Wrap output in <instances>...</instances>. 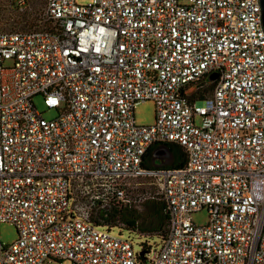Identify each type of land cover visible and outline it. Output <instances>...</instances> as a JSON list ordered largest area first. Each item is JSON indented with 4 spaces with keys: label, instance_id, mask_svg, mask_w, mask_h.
I'll return each mask as SVG.
<instances>
[{
    "label": "built area",
    "instance_id": "built-area-1",
    "mask_svg": "<svg viewBox=\"0 0 264 264\" xmlns=\"http://www.w3.org/2000/svg\"><path fill=\"white\" fill-rule=\"evenodd\" d=\"M42 20L0 32V224L18 234L0 264H264L259 0H45ZM146 101L155 122L138 126ZM160 144L185 164L153 166ZM140 180L167 230L135 250L93 212L129 205Z\"/></svg>",
    "mask_w": 264,
    "mask_h": 264
},
{
    "label": "rangeland",
    "instance_id": "rangeland-1",
    "mask_svg": "<svg viewBox=\"0 0 264 264\" xmlns=\"http://www.w3.org/2000/svg\"><path fill=\"white\" fill-rule=\"evenodd\" d=\"M76 2L85 3L87 0H76ZM44 7L45 0H0V32H27L47 28V23L42 20ZM5 65L8 66L9 63L6 62ZM33 104L43 118L48 120L56 116L54 110H49L44 106L41 96H35ZM133 113L135 123L138 126H151L155 122V106L151 101L138 104ZM157 149L159 154L156 155L153 161L154 166H159L163 162H172L173 156L169 145L162 144ZM128 195L131 199L130 204L115 211L144 218L148 211L143 206L147 201L162 202L155 187L147 181L132 182ZM107 211L113 210L107 209ZM97 212L98 210L94 211L93 216H96ZM191 220L196 226L205 225L208 221L207 210L204 208L193 213ZM124 227L123 224L117 222L116 227H113L111 232L114 234L120 233L122 237L132 240L135 250H139L145 244L156 245L162 237L160 232L138 234ZM17 238L18 234L13 225L9 223L0 224V241L3 244L10 245Z\"/></svg>",
    "mask_w": 264,
    "mask_h": 264
},
{
    "label": "trees",
    "instance_id": "trees-1",
    "mask_svg": "<svg viewBox=\"0 0 264 264\" xmlns=\"http://www.w3.org/2000/svg\"><path fill=\"white\" fill-rule=\"evenodd\" d=\"M45 23V22H44ZM48 28V27H47ZM210 94V90L203 91V95L198 98H203ZM170 151L173 156V160L170 164L165 165L164 167L169 168H179L182 167L186 162V155L183 149L177 145H169ZM154 149H149L147 156L151 161L152 154ZM143 207H146L147 211L144 218H140L135 215H130L127 213H121L120 211H107V210H98L97 215L94 216L95 220L100 219L103 225L116 226V223L119 222L123 224L128 230L138 233H161L162 236L166 233L167 230V215L164 211L163 202H154L147 201ZM97 222V221H96Z\"/></svg>",
    "mask_w": 264,
    "mask_h": 264
},
{
    "label": "water",
    "instance_id": "water-1",
    "mask_svg": "<svg viewBox=\"0 0 264 264\" xmlns=\"http://www.w3.org/2000/svg\"><path fill=\"white\" fill-rule=\"evenodd\" d=\"M259 3H260V8H261L262 26H264V0H259ZM213 79H215V76L214 75L210 76L207 79V81H212ZM160 145H162V144H160ZM157 147L154 149L153 154H152V158H151L152 165H153L154 159L156 158V155L159 154V150L157 149ZM167 164H170V162L169 163L168 162H163L159 166H155V167H161V166H165Z\"/></svg>",
    "mask_w": 264,
    "mask_h": 264
}]
</instances>
